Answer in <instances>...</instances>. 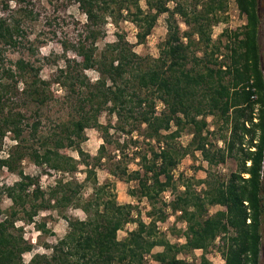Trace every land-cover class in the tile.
Masks as SVG:
<instances>
[{"label": "trees", "instance_id": "trees-1", "mask_svg": "<svg viewBox=\"0 0 264 264\" xmlns=\"http://www.w3.org/2000/svg\"><path fill=\"white\" fill-rule=\"evenodd\" d=\"M73 1L86 16L84 32L75 43L63 46L78 58L65 59L54 82L64 89L62 98L77 118L58 121L46 136L38 133L40 119L27 125L21 107L32 103L40 109L55 99L51 81L34 74L24 88L17 89L12 69L3 63L2 46L15 45L20 30L9 17L0 16V141L6 132L16 141L8 155L0 158V168L19 177L3 190L11 206L0 219V264H149L147 256L160 264H187L178 254L195 249L203 251L199 264H216L205 256L216 239L220 240L217 247L223 264H259L264 220V67L258 41V0H236L246 22L229 34L223 31L227 42L221 59L216 55L219 46L213 42L211 31L225 19L224 0H144L146 7L141 0ZM169 2H173L171 8ZM162 13H167V31L158 43V57L137 53L134 46L145 41ZM177 16L185 30L181 31ZM123 17L137 28L135 43L117 34L100 49L97 43L105 32L106 20L117 22ZM89 69L97 73L93 82L86 75ZM15 70L22 76L34 71V66L18 59ZM6 77L9 82L4 81ZM158 101L163 104L160 112L156 109ZM103 111L115 115V125L99 121ZM208 115L221 120L229 132L217 138L223 147L211 139L214 132L209 130ZM172 125L175 130H171ZM181 125L190 128L191 139L186 146L176 141ZM86 128L102 133L103 142L95 156L80 147ZM110 128L127 135L137 131L139 136L162 144L158 150L150 146L136 152L138 169L130 170L123 159L113 161L108 169L126 182L137 181V187L128 194L147 199L148 221L139 212L134 218L135 205L120 203L112 184L97 179L95 169L101 166L106 144L111 142ZM30 139L39 147L28 143ZM66 147L74 148L80 160L61 152ZM194 151H199L210 166L206 176L197 181L202 188L197 191L192 187V177L182 180L181 176L178 182L183 189L165 204L161 194L177 189L173 169ZM24 158L67 173H74L82 164L85 177L82 181L59 179L42 189L37 177L22 170ZM230 158L236 160V169L222 174L212 168ZM87 182L92 192L84 197L81 191ZM31 185L34 188L29 190ZM214 206L221 208L209 214ZM167 207L186 223L180 233L182 243H171L159 232L158 223L166 221ZM70 208L80 209L84 217L69 215ZM41 210L57 211L66 220L67 230L55 243L45 244L50 252L34 253L24 262L22 254L31 244L16 221L34 223L40 232L50 233L44 222L34 221ZM129 222L135 227L118 238L117 232ZM156 246L162 250L153 252Z\"/></svg>", "mask_w": 264, "mask_h": 264}, {"label": "rangeland", "instance_id": "rangeland-1", "mask_svg": "<svg viewBox=\"0 0 264 264\" xmlns=\"http://www.w3.org/2000/svg\"><path fill=\"white\" fill-rule=\"evenodd\" d=\"M225 3V19L213 25L211 37L215 45L219 46V51L216 54L221 59L222 54L226 53L224 44L227 42L226 35L223 31L227 30L228 34L240 28L245 22V16L238 10L236 0H224ZM142 7L145 6V1L141 0ZM169 7L173 6V2H169ZM31 11V12H29ZM258 14H259V35L258 41L264 67V0H258ZM0 16L9 17V21L19 26L20 33L17 35V43L15 45H3L2 56L5 67L12 69L14 79L17 80V89L24 88L32 79L34 74H37L41 79L51 81L50 89L54 93L55 99L43 105L40 109L35 104L29 103L22 106L21 109L25 113V122L30 125L33 121L40 119L38 125L39 135H49L53 132L55 124L58 121H67L72 116L77 118L74 109L66 105L63 100L65 94L58 84L54 82V76L57 73V68L62 67L65 59L78 58L73 50L64 48L63 45H71L75 43L78 38L83 36L84 24L86 22L85 14L78 7V3L73 0H0ZM167 13H162L158 16L155 27L152 32L147 36L142 44H136L134 50L142 55H151L158 57V43L165 38ZM177 20L180 24L181 31L186 29L185 24L181 21L179 16ZM104 34L98 40V47L101 49L106 42H112L117 38V34H122L131 43H135V33L137 28L135 24L127 17L120 18L117 22L107 19L104 26ZM200 55V52H198ZM24 59L34 66V71L25 72L22 76L17 74L15 70V61ZM227 61V60H224ZM1 70V69H0ZM86 75L90 81L97 79L95 70H86ZM5 82H9L10 78H4ZM156 109L160 112L163 109V104L157 102ZM209 130H213L212 141L216 142L217 146L223 147V141L217 139L219 135L223 134L228 136L229 132L225 130L222 121L213 118L211 115L206 117ZM99 121L103 124L111 123L116 124V117L114 114L110 115L107 111H103L99 116ZM176 127L172 125L171 130ZM179 135L176 139L178 143L186 146L190 139V128L187 125L179 127ZM86 139L80 142V147L85 153L91 156L97 155V149L103 142L101 138V131L97 128L85 129ZM111 142L106 144V153L101 160V166L96 167V176L99 183L109 181L113 186V191L116 198L120 203H132L135 209L132 210L133 217L135 218L138 212L140 216L148 221L150 218L146 212L150 209L149 203L145 198H135L128 194L129 190L137 187V181H124L109 173L108 169L113 167V161L123 159L124 163L130 170L139 168V157L136 152H144L153 146L156 150L162 145L154 140L145 139L139 136V132L134 131L132 135H127L122 132L116 131L113 128L109 129ZM131 138V140H130ZM135 141V143L133 142ZM36 140L30 139L28 143H32L35 147H39ZM16 141L11 132H6L3 139L0 141V158L6 157L8 153L14 148ZM61 152L73 156L75 159L80 160L76 150L72 147L61 149ZM123 152V153H122ZM149 155V154H148ZM90 162L93 160L88 159ZM22 170L29 175L38 178V184L42 189L53 185L56 180L69 179L70 177L82 181L85 177V166L78 165L74 173H67L48 169L46 166L34 165L28 158H24L20 163ZM210 166L202 159L199 151H194L184 156L178 165L173 169L172 173L174 179L177 180V189H167L161 194V200L168 204L174 194H177L183 189L178 180L182 176V180L192 177V187L197 191L202 188V185L197 183L198 180L206 176V170ZM215 171L222 174H227L230 170L237 168L236 160L233 158L228 159L224 164L212 167ZM264 169V165H263ZM19 177L17 174L8 171L5 167L0 168V219L7 213L11 206V200L3 193L5 185H12ZM181 180V181H182ZM34 185L29 186V190L33 189ZM92 188L90 182H87L81 193L84 197L91 194ZM159 203L158 205H160ZM26 208L29 209L30 203H27ZM220 206L210 207L209 214L214 213ZM167 218L164 223L159 222V232L163 234L171 243H182L184 238L180 233L186 228L185 221L178 218V213H173L167 207ZM69 215L83 218L84 213L80 209L70 208L67 212ZM24 215L23 211L19 212V217ZM34 221L38 224L44 222L50 233L40 232L34 223H29L25 220H17L16 225L22 226V234L24 239L31 244V249L22 254V259L27 262L34 253H48L50 249L45 248V244H52L56 239L63 236L67 230V222L55 210H41L38 215L34 217ZM135 227L134 222L127 223L121 230L117 232L118 238H123L126 231ZM180 235V236H179ZM220 240L216 239L215 242L207 249L205 256L216 264H221L223 259L220 255L217 245ZM161 246L153 248V252L161 251ZM203 251L195 249L192 252H180L179 258H184L187 264H199L200 257ZM149 264H160L152 259L151 256L146 257ZM259 264H264V220L261 223V252L259 257Z\"/></svg>", "mask_w": 264, "mask_h": 264}, {"label": "crops", "instance_id": "crops-1", "mask_svg": "<svg viewBox=\"0 0 264 264\" xmlns=\"http://www.w3.org/2000/svg\"><path fill=\"white\" fill-rule=\"evenodd\" d=\"M223 259V258H222ZM223 262H224V260L222 261V263L221 264H223Z\"/></svg>", "mask_w": 264, "mask_h": 264}]
</instances>
